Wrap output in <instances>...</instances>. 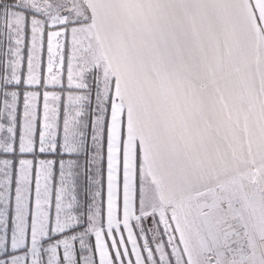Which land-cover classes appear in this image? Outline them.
Returning <instances> with one entry per match:
<instances>
[{
    "label": "snow or ice",
    "instance_id": "snow-or-ice-1",
    "mask_svg": "<svg viewBox=\"0 0 264 264\" xmlns=\"http://www.w3.org/2000/svg\"><path fill=\"white\" fill-rule=\"evenodd\" d=\"M0 264H264V0H0Z\"/></svg>",
    "mask_w": 264,
    "mask_h": 264
}]
</instances>
